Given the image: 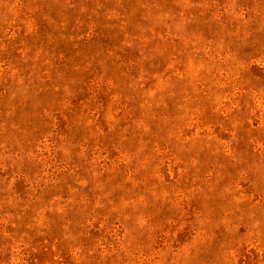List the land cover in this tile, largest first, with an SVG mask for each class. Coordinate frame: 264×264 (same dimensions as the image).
I'll return each mask as SVG.
<instances>
[{
	"label": "rangeland",
	"instance_id": "1",
	"mask_svg": "<svg viewBox=\"0 0 264 264\" xmlns=\"http://www.w3.org/2000/svg\"><path fill=\"white\" fill-rule=\"evenodd\" d=\"M0 264H264V0H0Z\"/></svg>",
	"mask_w": 264,
	"mask_h": 264
}]
</instances>
